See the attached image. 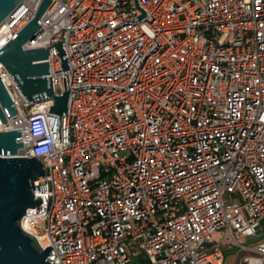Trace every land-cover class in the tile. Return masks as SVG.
I'll return each mask as SVG.
<instances>
[{
	"label": "built area",
	"instance_id": "2783aa9c",
	"mask_svg": "<svg viewBox=\"0 0 264 264\" xmlns=\"http://www.w3.org/2000/svg\"><path fill=\"white\" fill-rule=\"evenodd\" d=\"M40 1L0 23V48ZM132 1L51 0L23 44L65 28L69 69L53 45L45 61L66 115L0 63L17 110L0 131L44 170L20 223L50 264H264V0Z\"/></svg>",
	"mask_w": 264,
	"mask_h": 264
},
{
	"label": "water",
	"instance_id": "95a60500",
	"mask_svg": "<svg viewBox=\"0 0 264 264\" xmlns=\"http://www.w3.org/2000/svg\"><path fill=\"white\" fill-rule=\"evenodd\" d=\"M51 0H41L31 19L0 48V63L11 75L27 101H38L52 98L53 104L45 111L56 115H66L69 101V87L61 91L60 95L53 93L51 76L49 74V48L55 47L62 71L69 69L67 57L62 46L64 27L61 33L63 41H56L50 47L24 49L23 44L40 27L38 20ZM22 0H0V23ZM139 8V7H138ZM141 15L144 11L139 8ZM47 76V77H46ZM7 116L17 113L12 100L9 98L0 78V120L6 121ZM16 130V129H15ZM0 131V264H50L47 255L51 246L41 249L35 236L24 230L21 218L28 208L36 207L39 210L41 199L34 195V181L44 175L43 163L39 158L30 156H12L16 149L22 147L20 131ZM37 190L44 192L43 185H35ZM55 254V253H54ZM50 260V259H49ZM54 264V263H53Z\"/></svg>",
	"mask_w": 264,
	"mask_h": 264
},
{
	"label": "bare ground",
	"instance_id": "6f19581e",
	"mask_svg": "<svg viewBox=\"0 0 264 264\" xmlns=\"http://www.w3.org/2000/svg\"><path fill=\"white\" fill-rule=\"evenodd\" d=\"M21 226L24 230L28 231L29 233H33V230L28 226V223L26 221H22Z\"/></svg>",
	"mask_w": 264,
	"mask_h": 264
},
{
	"label": "rangeland",
	"instance_id": "374dc122",
	"mask_svg": "<svg viewBox=\"0 0 264 264\" xmlns=\"http://www.w3.org/2000/svg\"><path fill=\"white\" fill-rule=\"evenodd\" d=\"M131 3L133 4V1L131 0Z\"/></svg>",
	"mask_w": 264,
	"mask_h": 264
}]
</instances>
